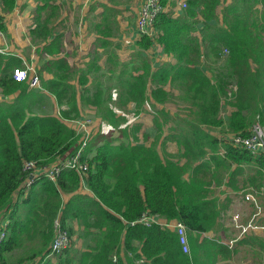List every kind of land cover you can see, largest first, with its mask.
Here are the masks:
<instances>
[{"label":"trees","instance_id":"16d2710c","mask_svg":"<svg viewBox=\"0 0 264 264\" xmlns=\"http://www.w3.org/2000/svg\"><path fill=\"white\" fill-rule=\"evenodd\" d=\"M260 1L264 5V0H234L224 7L222 24L217 15L221 0H188L185 14L178 18L161 13L155 21L160 36L154 41L176 63L168 60L152 71L146 61L142 72L123 71L126 78L119 93L122 102H135L142 110L149 100L147 86L152 79L157 87L151 91V98L157 103L173 98L163 89L169 85L189 105L191 117L175 125V139L186 160L184 165L163 159L153 146L116 145L114 129L125 119L97 101L94 105L100 108L101 117L113 128L108 133H98L86 150V154L96 152L90 161L89 175L84 179L94 197L76 195L64 205L60 191L72 193L82 185L75 171L65 170L56 181L41 178L28 192L22 189V197H27L20 204L13 203L14 194L26 177L25 161H38L40 166H45L59 156L76 154L80 148V136L63 122L80 115L75 88L66 83L71 77L67 62H54L56 79L43 83L60 104L65 101L69 104L70 109L62 111L60 117L29 114L27 108L37 95L26 91L22 93V106L0 105V213L10 212L0 253L21 246L25 236L41 235L49 240L53 237L54 220L60 216L66 227L71 219L80 221L84 237H98L96 252L80 255L79 264H195L196 251L202 247L195 236L212 230L225 208L218 210L211 199L212 186L225 184L239 190L238 177L250 165H255L257 177L264 179L261 171H264V154L255 156L205 129L226 125L227 131L248 136L256 122L264 125V42L257 21L252 19L254 6ZM2 2L6 12L16 5V0ZM199 14L203 18L202 41L192 34L199 28ZM0 29L6 32L1 18ZM154 41L143 36L139 46L148 49ZM204 45L214 48L218 56L223 54V49L229 50L227 75L216 78L207 75L201 67ZM13 70L8 73L6 69L0 78L6 95L25 87L24 83L14 81ZM232 80L238 90L228 104L236 110L223 122L222 101L228 99ZM158 125L161 131V124ZM120 132L129 136L127 127ZM134 140L138 142L139 138ZM144 214L183 223L192 254L184 253L177 233L157 224L136 223ZM114 256L117 261L113 260Z\"/></svg>","mask_w":264,"mask_h":264},{"label":"crops","instance_id":"0c3cea01","mask_svg":"<svg viewBox=\"0 0 264 264\" xmlns=\"http://www.w3.org/2000/svg\"><path fill=\"white\" fill-rule=\"evenodd\" d=\"M180 1L182 0H168L165 4V12L170 13L174 18L183 16L185 10L179 7ZM183 1L188 4V0ZM233 1L221 0V5L217 9L220 24L223 21L222 12L224 7L233 3ZM143 2L144 0H16L14 8L6 12L4 11L3 2L0 0V18L6 29V32L0 30V48L5 50L4 54H0V78L6 69L8 73H11L14 68L29 67L41 79L40 89H32L27 84H24L25 87L22 90H17L9 95H6L0 86V105L18 104L22 106V93L26 91L37 95L34 103H30L29 108L31 110L27 108L29 114L60 117L61 112L68 111L70 106L66 101L60 104L56 96L47 90L43 83L56 79L57 70L54 62L65 60L71 69V72L68 73L71 77L66 80V83L75 88V97L80 115L76 118L65 119L63 122L69 128L75 130L74 123L84 119V115L87 114L93 120L91 127L93 138L100 132L101 124L112 130L113 127L101 117L98 111L100 108L94 104L99 101L102 105L110 107L120 117L126 112L125 109L122 111L112 108L108 105V100L117 98L124 108L128 109L132 106L137 108L135 102L124 103L120 100L119 93L122 90L123 80L126 78V76H123V71L125 70L128 74H136L137 70L142 72V59L151 63L152 71L158 70L168 60L176 63L174 59L163 51L158 42L154 41L155 38H153L154 44L150 48L144 49L139 46L143 36L137 30V19ZM254 15L252 19L255 18L257 21L259 25L258 32L263 37L264 42V5L261 1L254 6ZM63 19H66L69 24L66 31L69 29L70 31L66 32L64 29L54 30L55 24ZM198 20L200 22L199 28L194 30L192 34L202 41L203 18L201 14L198 15ZM27 32L30 33L25 34ZM31 33L35 34V38L40 35L42 38L39 41L40 44H33ZM157 34L159 38V32ZM48 35L50 36L47 38L46 36ZM70 35H72V39L69 38ZM125 53L128 56L123 59ZM136 57L140 59L141 65L137 64L133 59ZM132 63L134 66L133 70L130 68ZM83 71L87 75L79 78ZM95 73H97V78L92 80V76ZM207 75L211 77L209 74ZM156 87V82L150 79L147 86L149 100L144 104L143 108L148 103L159 107L172 100L171 98L170 101L165 103H157L153 100L151 91L155 90ZM163 89L169 92L173 98L175 95L181 94L177 89H171L169 85ZM73 90H71L70 94L73 93ZM105 94L107 95L105 96L107 101L104 98ZM231 108L230 115L236 110L233 107ZM117 129L118 132L123 129V123L114 130L117 131ZM135 129L137 131L140 130V126ZM161 131H163L162 125ZM229 133L231 132H225L226 135ZM161 134L159 135L161 136ZM138 142L135 144H139ZM115 144L119 145L120 142ZM87 148L85 149V158L92 160L96 152L94 150L86 154ZM185 163L186 160L184 163L180 162L181 165ZM254 166L244 167L245 171L242 177L246 174L247 168L251 167L254 169L255 176L249 179L243 178L242 182H239V185L242 184L243 187L241 186L239 190L232 189L225 184L220 186L224 189L222 191L215 184L212 186L214 190H211L213 194L210 193L211 199L213 200L216 197L218 199L219 193L222 192L219 196L221 202L218 199L219 201H217L216 205L218 210L222 206H225V208H223L224 210L221 213L222 218L217 219L212 230L195 236L199 239V246H202L196 251L195 264H205V262L208 264H264V230L251 231L243 237H238L239 230L235 228L233 222V217L236 213L241 215V222L246 223L255 212L254 206L245 202L242 198L246 191L253 188L252 182L249 183V188H246L245 180L253 181L258 176L257 168ZM261 171L264 175V171ZM239 179L240 177H238ZM263 181L264 179H260V186L257 188L264 190L263 184H261ZM21 192L22 186L14 194L13 203L20 204L27 197H22ZM60 194L64 205L76 195L94 197L92 191L83 183L75 192L60 191ZM263 195L264 193L259 195L262 207H264ZM44 197L47 198L46 196ZM42 204L43 202L39 206ZM236 207L239 208L232 209ZM247 209H250L252 213L249 218L244 219V211H247ZM9 214L10 212H7V210L0 213V232L5 226L8 227L10 224ZM159 218L168 221L165 218ZM70 221L74 224L75 230L80 229L78 220L71 219L67 222L68 230L70 229L68 225ZM168 222L172 225L177 220ZM259 223L264 225V215ZM168 230L175 232L173 229ZM53 238L54 234L49 240L42 238L41 235L25 236L21 246L16 247L13 251L0 253V264H79L77 262L79 255L82 257L84 253L91 254L96 252L95 239H98V237L85 236V242L81 240V242H77L73 246L72 241V246L62 255L52 256L50 255V248ZM205 240L207 241L205 242ZM231 241H235L233 246L230 245ZM204 242L206 243L205 246ZM218 246H223L225 249L220 250ZM121 256L124 257L123 251Z\"/></svg>","mask_w":264,"mask_h":264},{"label":"built area","instance_id":"2783aa9c","mask_svg":"<svg viewBox=\"0 0 264 264\" xmlns=\"http://www.w3.org/2000/svg\"><path fill=\"white\" fill-rule=\"evenodd\" d=\"M163 1L164 0H144L137 19V30L140 35L149 36L152 39L158 38L155 21L161 13L166 11V6L163 4ZM179 7L185 10L188 7V4L182 0L179 2ZM4 53L5 50L0 48V54ZM223 54L227 56L229 54V50L223 49ZM13 79L16 83L27 84L32 89L41 88L40 77L32 68L29 67L15 68L13 70ZM237 90V85L234 83L231 86V90L228 92L227 100H230L232 94L237 92ZM92 121L93 120L82 119L74 123L75 130L80 136V148L76 154L66 155L64 158L59 156L54 162L45 166H40L38 161H25L23 171L25 172L26 177L22 185V189H25L24 191L28 192L31 186L41 178L56 181L60 174L65 170L75 171L80 176L82 183L85 184L84 179L89 175L92 167L90 163L91 160H89V158H85V149L88 147L93 138L91 129L93 123ZM223 140L230 141L235 147L243 148L255 156L264 154V125L258 121L253 125L248 136L229 133ZM263 193L264 190H248L243 195V200L252 204L255 208V212L253 213L251 219L246 223L241 222V215L239 213L234 214L233 222L235 228L239 230L238 237H243L251 231L264 230V225L259 223L261 217L264 215V208L261 206L259 201V195ZM136 223L143 224L145 226L157 224L166 229H173L180 237L184 253L190 254L191 250L188 241L187 228L183 223L177 221L171 225L170 222L160 219L158 216L149 214H144L143 217ZM6 228L7 226H5L0 232V243L6 238ZM53 234L54 238L50 248V255H62L72 246V237L67 227L63 224L60 216L54 220ZM234 242L235 241H231L230 245L233 246ZM113 260L117 261V257L114 256Z\"/></svg>","mask_w":264,"mask_h":264},{"label":"rangeland","instance_id":"374dc122","mask_svg":"<svg viewBox=\"0 0 264 264\" xmlns=\"http://www.w3.org/2000/svg\"><path fill=\"white\" fill-rule=\"evenodd\" d=\"M68 26H69V24L67 23L66 19H63V20H60L57 24H55L54 30L57 31L60 29H64V31H66ZM68 31H70V29ZM68 31H66V32H68ZM28 33H30V32H27L25 34H28ZM31 36H29V37H31L33 44H40L39 41L42 40L40 35L36 36V38H35V34H32ZM69 38L72 39L73 38L72 35H70ZM203 52H204V55L201 58V67L204 68V70L207 74H209L213 78L219 77L220 75L223 76V75L228 74V71L226 68V59H227L226 55L222 54L221 56H218L216 54V51L214 48H209V46L207 47L205 45L203 46ZM127 56L128 55L125 53L123 59H126ZM133 59L135 60V62L137 64L141 65V61L138 57L133 58ZM142 60H143V63H142L143 65H141V66L143 68L145 65V60L144 59H142ZM126 68L129 69L128 66H126ZM130 68L132 70L134 69L133 63L130 64ZM93 69H95V68H93ZM83 75L85 77V75H87V73L85 71L81 72V74L79 75V78L83 77ZM94 78H97V73L93 74L92 80ZM87 80H88V77H87ZM80 83H81V79H80ZM234 83H236L234 80H232L229 83L228 92L231 90V86ZM174 92L178 93V92H176V90ZM105 96H107V95L106 94L104 95L105 101H107V97H105ZM180 96H181V94L175 95V97L172 98V100L170 102H168L165 105H160L159 107L153 106L152 104L148 103V104H146V106L144 108H142V110H139L135 106H132L131 108H128V109L124 108L123 105H121L118 102L117 98H115V99L112 98V99L108 100L107 103L112 108H115L117 110L120 109L122 111L125 109L126 112L121 115V117H123L125 119L122 122L123 128L124 127L129 128V136L121 135V132L120 131L118 132V129H117V131L114 130L113 139L115 140V143L123 142V143H127V144H135L137 142H135L134 138L140 137L141 140L138 142L139 144H145L147 146L152 145L153 147H156L163 159L166 160L167 158H169L173 161H179V162L184 163L185 159L182 157V150L179 148V145L177 144L176 139H175V137H176L175 125L177 122L179 123L182 120L190 118L191 117L190 116L191 111L189 109V105L184 103L181 100ZM228 102L229 101L225 98L222 101V109L220 112V118L223 120V122L224 121L227 122L228 117L230 115V110L232 109L230 104H228ZM165 113L168 114V116H166ZM84 119L92 120V118L89 117L87 114L84 115ZM157 122H159L162 125L163 131H161V132L159 131V125L157 124ZM137 126H140V130H138V131L135 129ZM205 129L208 132H210L212 135H215L216 137H218L221 140H223L225 138V136H226L225 132H227L226 125H224L222 127H218V128H205ZM110 131H111V129H108L107 126H104L101 124V128H100L99 133H108ZM159 134H161V136ZM161 137H162V139H161ZM90 145H91V142L88 146H90ZM254 173L255 172H254L253 167L247 168V171H246V174L244 175V177H242L243 175L239 176L240 177L239 182H242L243 178L249 179L250 177L255 176ZM207 180H208V177H207ZM225 182H226V180H225ZM251 182L253 183V188L250 190L258 189L257 185L260 183V178L256 177L253 181L245 180V184H247L246 188H249L248 185ZM254 184H255V186H254ZM261 184H263V188H264V181L261 182ZM239 186L241 187L242 184H240ZM219 188H221V189H219L221 191L224 190L220 186H219ZM204 189H205V187H204ZM258 190H261V189H258ZM221 193H219V195H218V199L220 200V202H221V198H219V196ZM222 196H223V194H222ZM218 199L216 197L213 200L217 203V201H219ZM262 201L264 203V195L262 196ZM238 208L239 207L232 208V209L235 210ZM251 213L252 212L250 209H247V211H244V219L249 218ZM221 215L219 216L220 219L222 218ZM68 225L70 228L69 231H70V234L72 237L73 246H75L77 244V242H81V240L85 242V238L83 235L84 227L81 224V222L78 221V225L80 226V229H78V230L74 229V227H73L74 224L71 221L69 222ZM228 235H229V233H228Z\"/></svg>","mask_w":264,"mask_h":264}]
</instances>
